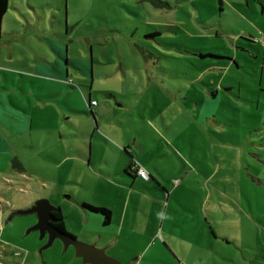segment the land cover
<instances>
[{"label":"crops","instance_id":"1","mask_svg":"<svg viewBox=\"0 0 264 264\" xmlns=\"http://www.w3.org/2000/svg\"><path fill=\"white\" fill-rule=\"evenodd\" d=\"M10 1L7 0V11L0 21V39L4 40L0 45V158L8 159L10 171L45 174L41 166L27 170L28 162L25 160L27 158L37 159L47 165L52 164L58 174L63 171L60 169L65 164L66 189L71 183L83 186L86 169L95 168L90 177V181L96 183L93 190L99 191V195H102L99 185L101 182L106 198L102 199L99 196L98 199L103 201L79 198L76 204L87 224L101 223L103 227L110 228L114 225L115 217H119L117 236L105 235L102 231L97 239L89 242L93 247L109 253V257L112 256L110 249L116 243L115 238L121 237L123 231L132 237L139 229L145 227L148 220L144 221L140 218L138 210H147L143 208L141 200L149 199L145 195V191L148 190L160 204V198L164 194L167 196L161 224L152 230L150 239L157 236L169 252L159 243L157 256L153 255L152 258L145 259L147 257L143 255L139 263L132 264H142V261H148L149 264L155 262L157 264H264V216L254 214L250 203L245 206L248 207L249 212L241 208L243 212L239 211L238 217L213 216L206 212L200 215L192 208L188 209L192 214H179L172 205L174 203L171 199L174 198L176 203L181 202L177 193L186 189L183 188V181L178 180L176 181L178 186L169 194L164 181L178 178L175 177L174 169L169 172L158 161L159 155L164 153L161 148L157 153L148 140L139 143L138 139L132 140L127 136L125 142L120 144L123 148L121 156L124 154V158H120L119 155L114 156L113 151L109 152L101 140H104L108 147L114 145L106 138L108 130L105 129L102 121L106 122L110 131L113 125L108 119L100 120L99 117L104 115L105 111L114 112V110L105 101H100L94 96L92 92L94 75L89 73V70L75 66L66 58L69 53L66 51L64 53L63 27L58 22L57 26H52L49 30L41 29L39 24L33 22L31 31L36 30L35 34L26 35L27 30H23L22 33L17 27L20 19V15L18 17L17 15L22 13L25 5L15 6L11 3L10 6ZM218 1V6L215 4L216 0L202 1V7L211 9L202 12H198L194 6L197 2H191L190 16H194L191 27L201 39H207L208 36L218 39L225 37L232 43L234 50L232 54L224 50L195 51L193 62H188L190 68L188 73L191 75V83L195 85H192L194 93L199 98L192 101L190 107L198 118L182 121L194 127H198L199 122L215 128L227 124H230V127L237 126V130H230L228 133L214 132L218 138V146L228 149L231 147V141L241 143L235 147L256 151L257 154L249 153V156L257 159L263 167L264 48L258 40L264 38V0ZM151 3L155 8L172 10L171 4L158 1L160 3L158 5L154 0ZM28 7L34 10L33 7ZM60 8L58 7L57 12H60ZM8 14L15 19L12 25L4 21ZM203 15L212 16L215 20H212V23L203 21ZM234 23L243 25L241 31L233 28ZM196 24L200 25V29ZM216 30L218 31L215 32ZM255 31L261 34H255ZM204 32L208 36L203 35ZM161 34L160 30L154 31L151 33V39ZM22 45L30 47L31 52L22 51ZM246 65L252 68L251 71L246 69ZM70 70H74V73ZM165 72L161 71L158 74L162 79L157 83L171 101H164L166 96L163 95L162 102L159 100L161 104H156V107L169 110L172 115L176 110L182 113L187 108H181V102L176 101L174 95L179 90L173 86L174 79L180 77L175 74L166 76ZM102 93L106 100L114 98L108 90H102ZM81 96L87 101L91 117L82 107L84 103ZM69 98H73L74 101L67 102ZM91 101L96 102V105H89ZM122 105L121 103L118 107ZM199 110H203L204 114L202 112L199 114ZM90 118L96 120L95 127ZM162 122L165 126H171L166 120ZM242 125H250L252 128L247 132L246 137L240 138L246 134L240 135L239 127ZM253 136H257L258 139H251ZM211 137L212 135L206 136V142L212 149L214 143ZM248 137L250 148L247 147L246 142ZM134 147L139 150V156L135 153ZM118 149L116 152L119 151ZM175 150L180 152L177 148ZM144 154L146 158H140ZM117 157L120 159L117 160ZM110 158L113 160L111 161ZM12 160L21 168L13 167ZM109 162H112L113 168L107 167ZM134 162L147 172L149 176L147 181L138 178L129 170ZM257 182L261 185L263 179ZM126 189L127 192L121 194ZM186 191L191 194L192 190L189 188ZM111 192H114V195H111ZM82 203L109 210V222L103 224V218L99 214L90 217L95 213L81 207ZM167 208L175 213L167 215ZM203 210L205 211L204 208ZM67 217L65 213V231L71 232L66 224ZM101 238H105L102 244L99 241ZM113 259L119 262L116 257Z\"/></svg>","mask_w":264,"mask_h":264},{"label":"rangeland","instance_id":"2","mask_svg":"<svg viewBox=\"0 0 264 264\" xmlns=\"http://www.w3.org/2000/svg\"><path fill=\"white\" fill-rule=\"evenodd\" d=\"M158 1L171 4L172 10L155 8L149 0H11L10 6L11 3L15 6L25 5L22 13L17 15V17L20 15L17 27L22 33L23 30H27L26 35L35 34L36 30L31 31L33 22L39 24L41 29L49 30L59 23L63 27L64 53L65 51L69 53L66 58L75 66L89 70V73L94 75L92 86L94 96L100 101H105L114 110V112L105 111L104 115L99 117L100 120L108 119L113 125L110 131L106 122L102 121L105 129L108 130L105 136L115 147H108V144L101 140L109 152L113 151L114 156L119 155L120 158H124V154L121 156L123 148L120 144L125 142L127 136L132 140L138 139L139 143L148 140L157 153L160 148L162 149L164 153L159 155L158 161L167 171L171 172L174 169L175 177L178 178L164 181L169 194L178 186L176 182L178 180L183 181L184 189L192 190L191 194L186 190L178 192L177 197L181 199L179 203H176L174 198L171 199L177 213L192 214L188 211L192 208L200 215L206 212L213 216L231 218L238 217L239 211L249 212L248 207L245 206L250 203L254 214L264 216V165L261 167L257 159L249 156V153L257 154V152L238 149L235 146L241 143L232 141L228 149L221 148L218 146V138L214 135V132L228 133L230 130H237L238 127H230L231 125L227 124L215 128L202 122H199L198 127H194L182 121L198 118L190 107L192 101L199 98L194 93L191 75L188 73L190 71L188 62H193L195 51L224 50L232 54L234 50L232 43L225 37L212 38L204 32L203 35L208 38L201 39L194 33L191 27L194 17L190 16L191 2H197L194 6L198 12L206 9L211 11L209 7H202L201 3L205 0ZM215 4L218 6L219 1L216 0ZM28 6L33 7L34 10L32 11ZM58 7H61L60 12H57ZM14 20L11 14H8L4 21L12 25ZM202 20L212 23L215 18L203 15ZM196 25L200 29V25ZM233 28L241 31L243 25L234 23ZM159 30L162 34L151 39V33ZM255 34L261 32L255 31ZM3 41L0 39V45ZM259 44L263 47L261 42ZM21 49L26 53L31 52L27 45H22ZM19 57L21 58L20 54ZM246 69L251 71L252 68L246 65ZM70 71L74 73V70ZM161 71H166V76L175 74L180 77L174 79L173 86L179 90L174 95L176 101L181 102V108H187L182 111L183 114L179 110L172 115L169 110L157 109L156 104H161L163 95L166 96L164 101H171L157 83L162 79L161 75H158ZM102 90H108L114 98L106 100ZM247 97L250 98L249 95ZM81 98L84 103L82 107L89 114L87 101L82 96ZM73 101V98H69L67 102ZM75 101L77 103V100ZM115 102L123 105L119 108ZM201 112L204 114L203 110L198 111L199 114ZM90 119L95 127L96 120ZM165 120L171 124L170 127L164 125L162 121ZM251 128L250 125L239 127L240 135L246 133L240 138L246 137ZM262 133L264 134V128ZM208 135H212L211 139L214 143L212 149L206 142ZM251 139L257 140L258 137L253 136ZM246 142L247 147L250 148L249 137ZM116 149L119 151L116 152ZM134 150L139 156L137 147H134ZM120 158L117 157V160ZM140 158L145 159V154ZM7 160L0 158L1 264H82L81 258L76 256L73 245H69L64 251L65 246L61 240L55 241L39 254L42 244L39 231L27 233L37 223L34 213L15 216L6 222L12 211L29 209L39 199L48 200L53 207L61 211L64 226L66 213L68 216L66 224L71 231L66 232L78 242L90 245L89 242L97 239L102 231L105 235L117 236L119 217H115L114 225L110 228L103 227L101 223L87 224L76 204L79 198L96 201H103L98 199L99 196L102 199L106 198L101 182L99 185L102 195H99V191L93 190L96 183L90 181V177L95 168L86 169L83 186L71 183L68 184L70 187L65 189V164L60 169L63 171L58 174L52 164L47 165L37 159L27 158L25 159L28 162L27 170L31 167L37 169L40 166L45 170V174L32 172L33 175L10 171ZM107 167L113 168L112 162H109ZM80 175L82 176V173ZM259 179H263V184H257ZM122 192L120 193L125 194L127 189ZM111 195H114V192H111ZM145 195L149 199L141 202L143 208L147 210H138L140 218L144 221L148 220L145 227L139 229L132 237L123 231L121 237L115 238L116 243L110 249L111 257H116L121 263H139L143 255H146L145 259L152 258L153 255L157 256L159 243L169 252L157 236L150 239L152 230L161 224L167 196L164 194L160 198V204L155 201L157 199L153 197L151 191L146 190ZM166 211L167 215L175 213L169 208ZM90 217H96V214H91ZM104 240L105 238H101L99 241L102 244ZM15 254H20V257H15ZM171 256L174 258L172 254ZM142 264L149 263L142 261Z\"/></svg>","mask_w":264,"mask_h":264},{"label":"water","instance_id":"3","mask_svg":"<svg viewBox=\"0 0 264 264\" xmlns=\"http://www.w3.org/2000/svg\"><path fill=\"white\" fill-rule=\"evenodd\" d=\"M56 210L57 209L53 207L48 200L39 199L29 209L12 211L6 222H9L15 216H23L34 213L37 217V223L29 231H27V233L39 231L41 239L43 232H48V242L41 248L40 251L50 247L54 239H59L63 241L65 248L69 245H73L76 256L81 258L82 263L84 264H120L113 258L106 255L102 249H97L91 245L78 242L75 238L66 235L54 227L52 224L55 223V220L53 219L52 213Z\"/></svg>","mask_w":264,"mask_h":264},{"label":"trees","instance_id":"4","mask_svg":"<svg viewBox=\"0 0 264 264\" xmlns=\"http://www.w3.org/2000/svg\"><path fill=\"white\" fill-rule=\"evenodd\" d=\"M154 1H156V4H158V5L160 4V3H158L157 0H154ZM7 7H8L7 0H0V21L2 20L3 16L5 15V13L7 11ZM12 164H13V167H15V168H21L18 165V163L16 161H14V160H12ZM129 170H130V167H129ZM81 207H83L84 209L88 210L91 213H95V214L101 215L102 218H103V224H107L109 222V220H110V211L105 209V208L94 207V206H91V205H88V204H85V203H82ZM56 209L57 210L52 213L53 219L55 220V225L54 226L59 231L65 233L66 235H69V236L73 237L72 235L68 234L65 231V226H64V222H63L62 213H61V211L58 208H56Z\"/></svg>","mask_w":264,"mask_h":264},{"label":"built area","instance_id":"5","mask_svg":"<svg viewBox=\"0 0 264 264\" xmlns=\"http://www.w3.org/2000/svg\"><path fill=\"white\" fill-rule=\"evenodd\" d=\"M258 41L263 44V48H264V38H261ZM89 105L95 106L96 105V102L91 101L89 103ZM130 170L133 172V174L135 176H137L138 178H140V179H142L144 181H147L148 178H149L147 172L137 162H134L132 165H130ZM14 256L15 257H20V254H15Z\"/></svg>","mask_w":264,"mask_h":264},{"label":"flooded vegetation","instance_id":"6","mask_svg":"<svg viewBox=\"0 0 264 264\" xmlns=\"http://www.w3.org/2000/svg\"><path fill=\"white\" fill-rule=\"evenodd\" d=\"M52 225L54 226L55 223H53ZM54 227H55V226H54ZM38 234H39V232H38ZM41 241H42V244L40 245L39 254H42L43 250H42V251H40V250H41V248H42L43 246H45L46 243L48 242V232H47V231H44V232H43V235H42ZM55 241H59V239H54V240H53V243H54ZM53 243H52V244H53ZM64 251H65V247H64ZM21 264H22V263H21ZM82 264H84V263H82Z\"/></svg>","mask_w":264,"mask_h":264}]
</instances>
